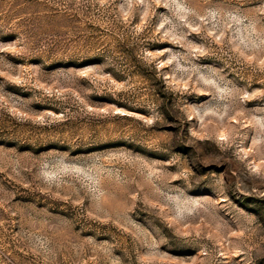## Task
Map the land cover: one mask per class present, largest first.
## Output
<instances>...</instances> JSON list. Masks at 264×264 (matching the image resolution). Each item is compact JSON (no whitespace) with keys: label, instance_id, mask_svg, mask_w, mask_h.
<instances>
[{"label":"rangeland","instance_id":"374dc122","mask_svg":"<svg viewBox=\"0 0 264 264\" xmlns=\"http://www.w3.org/2000/svg\"><path fill=\"white\" fill-rule=\"evenodd\" d=\"M0 264H264V0H0Z\"/></svg>","mask_w":264,"mask_h":264},{"label":"water","instance_id":"95a60500","mask_svg":"<svg viewBox=\"0 0 264 264\" xmlns=\"http://www.w3.org/2000/svg\"><path fill=\"white\" fill-rule=\"evenodd\" d=\"M247 190L251 191V187L250 188H247Z\"/></svg>","mask_w":264,"mask_h":264}]
</instances>
